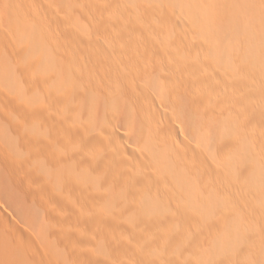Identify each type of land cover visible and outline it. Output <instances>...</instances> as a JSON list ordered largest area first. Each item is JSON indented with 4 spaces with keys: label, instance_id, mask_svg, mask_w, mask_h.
Returning a JSON list of instances; mask_svg holds the SVG:
<instances>
[{
    "label": "bare ground",
    "instance_id": "obj_1",
    "mask_svg": "<svg viewBox=\"0 0 264 264\" xmlns=\"http://www.w3.org/2000/svg\"><path fill=\"white\" fill-rule=\"evenodd\" d=\"M85 2L0 0V264H264V0Z\"/></svg>",
    "mask_w": 264,
    "mask_h": 264
},
{
    "label": "rangeland",
    "instance_id": "obj_2",
    "mask_svg": "<svg viewBox=\"0 0 264 264\" xmlns=\"http://www.w3.org/2000/svg\"><path fill=\"white\" fill-rule=\"evenodd\" d=\"M76 2L78 3V5H83V4H85L86 2H85V0H76ZM152 42V41H151ZM156 41L154 40V43H155ZM34 97H36V101L33 99V101H34V103H35V105H33V106H35V107H40V105H41V107L40 108H42L43 107V105H46L47 103H48V101H46V99L47 98H44L43 97V99H42V96H34ZM39 97V98H38ZM45 99V100H44ZM31 101V100H30ZM32 104H33V102H31ZM37 105V106H36ZM33 110H35V112H37V109H33ZM39 111H38V113L39 112H42V110L44 111L45 109H38ZM59 111V112H58ZM56 113H55V118L57 117V121L60 123V124H58L57 122V126H59V128L61 127V129H65V128H67V126H69L70 127V125H73L76 121H77V119H75L74 120V118H71L72 116H69L70 114H67V112L65 113V111L63 110H61L60 111V109L58 110ZM62 113V114H61ZM73 122V123H72ZM81 122V121H80ZM70 124V125H69ZM83 125V124H82ZM65 126V127H64ZM84 126V125H83ZM68 127V128H69ZM0 162H1V164H3L4 162H7L8 161V158H10L9 160H19L20 159V157L22 158V157H24L25 156V154L27 155V153H28V149H30V146H29V144H32V142H33V140L32 139H30V140H32V142H30L29 141V144L28 145H24L23 143H22V140H19V138H17V140H15V138H13L11 135H9V133H7V131H6V129L4 130V129H1L0 128ZM3 131H6V132H3ZM8 134V135H7ZM33 136H34V134H33ZM29 146V147H28ZM48 146V145H47ZM5 148V149H4ZM21 148V149H20ZM21 150V151H20ZM22 150H23V152H25V153H23L22 152ZM7 151H9V152H7ZM6 152H7V154H6ZM20 152H21V156L19 157V155H20ZM4 154V155H3ZM11 156H10V155ZM8 157H6V156ZM22 155H24V156H22ZM4 156H5V158H7L6 160H5V158H4ZM34 156V155H33ZM35 157V156H34ZM17 158V159H16ZM2 159V160H1ZM31 163H32V167L35 169V170H37L36 171V173H38V174H40L41 173V175L44 173V172H42V164L40 163H38V161H37V163L35 162V160L33 159H31ZM36 163V164H35ZM39 165V166H38ZM2 165H0V167H1ZM39 171V172H38ZM44 175V174H43ZM44 180H49V177H47L46 175L44 176ZM41 186H42V188H43V190H46V191H44L45 193H48L46 196L47 197H52V195L53 194H50L49 192H48V188L49 187H52L53 186V184L50 182V183H48V182H41ZM50 194V196H48ZM256 238V243L259 245L260 243H262V242H264V236L263 235H261V236H259V235H257V237H255ZM15 240H18L19 238L18 237H16V238H14ZM22 240V239H21Z\"/></svg>",
    "mask_w": 264,
    "mask_h": 264
}]
</instances>
